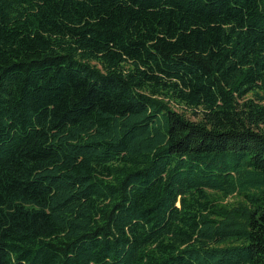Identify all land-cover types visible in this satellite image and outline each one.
I'll return each mask as SVG.
<instances>
[{"label": "trees", "instance_id": "1", "mask_svg": "<svg viewBox=\"0 0 264 264\" xmlns=\"http://www.w3.org/2000/svg\"><path fill=\"white\" fill-rule=\"evenodd\" d=\"M0 264H264V0H0Z\"/></svg>", "mask_w": 264, "mask_h": 264}, {"label": "rangeland", "instance_id": "2", "mask_svg": "<svg viewBox=\"0 0 264 264\" xmlns=\"http://www.w3.org/2000/svg\"><path fill=\"white\" fill-rule=\"evenodd\" d=\"M176 108L181 109L180 107H176Z\"/></svg>", "mask_w": 264, "mask_h": 264}]
</instances>
